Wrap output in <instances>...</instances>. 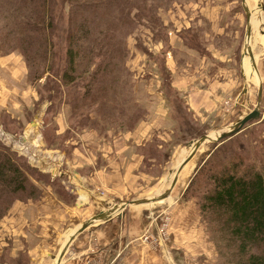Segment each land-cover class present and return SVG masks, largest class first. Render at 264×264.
<instances>
[{"label": "rangeland", "instance_id": "374dc122", "mask_svg": "<svg viewBox=\"0 0 264 264\" xmlns=\"http://www.w3.org/2000/svg\"><path fill=\"white\" fill-rule=\"evenodd\" d=\"M260 2L263 4L264 13V0H256L255 3L259 6ZM145 4L148 8L145 12L138 13L136 16H133L132 12H128L118 18L112 30L113 36L104 39L101 31H93V37L90 38L94 44L100 45L115 42L124 49L125 53L118 68L109 65L107 71H101L96 76L97 86L105 87L107 97L105 98L104 113L108 117L102 116L103 103L100 104V100H95V103L93 100H80L81 98L73 101L76 90L72 84H66L59 75H56H61V72L64 71L67 58L65 36L68 10L71 6L68 0H53L51 3L50 16L53 19V27L49 36L52 40V47L51 51L47 53L46 64H42L43 58H36L39 67L31 68L21 51H13L19 53L26 63L27 85H31V96L28 102L29 106L23 99V103L17 105L19 110H15V108L10 111L0 110V145L7 147L35 170L31 171L30 178L39 188L41 185L49 184L53 193L67 202H71L72 198L65 189L60 174L52 176L39 169L35 165L36 162L31 159L33 153L49 156L46 151H55L69 157L74 148V145L70 143L71 140H78V134L83 130L92 129L100 136H107L109 132L113 131L115 133L129 132L119 124L127 122L131 113H139L141 117L139 122L147 119L148 113L149 116H152L156 106L159 105L156 98L158 93L161 90L164 94L169 91V88L165 91V86H172L174 79L178 81L181 78L190 80L189 93L195 92L199 90V87H202V84H197L198 76L205 77L211 69V65L207 66L208 63L215 62L221 68L226 67L223 63L229 65V72H231L229 76L234 84L229 90L230 93L223 95L226 99L223 98L220 111L215 114L202 110L198 112L201 114L194 116L188 109L185 98L180 97L182 94L178 96L174 93L175 97H180L182 105H184L180 116L176 111L170 110L169 114L173 117V121L167 112V123L165 127H162L167 136H161L163 137L162 141L156 137L147 145L145 151L141 149L144 154L142 173L150 176L149 181L143 183L144 190L133 196L135 198L119 200L117 197L112 202L102 201L97 208L94 207L84 214L85 216L89 215L88 218L101 210H106L108 206L120 203V201L155 196L164 192L170 185L168 181L172 180L171 175L174 174L173 171L177 164L187 154L190 141H194L204 133L230 127L245 113L251 111L256 104L258 85L250 78L245 81L240 65L247 25L243 0H146ZM245 5L249 10V7L254 6L253 0H245ZM112 14L119 17L120 12ZM145 14L153 15L157 21L155 28L147 25L150 24L151 18L149 16L144 18ZM255 16V14L252 15L251 19H254ZM3 24L4 22L0 18V26ZM255 34L256 40L264 44V15L262 18L259 17L258 25L255 28L253 26L251 37ZM35 47L32 45L30 50ZM253 48L252 41V52ZM223 52L227 53L223 55L225 57L222 56L224 59L216 56ZM255 52L257 53V50ZM0 54L3 53L0 51ZM167 59H169L168 65L166 64ZM256 59L263 86L260 105L262 116L246 123L238 133L226 139V143L227 149H229L228 153L240 154L245 162L256 161L257 167L262 170L261 164L264 158V51L263 54L259 52ZM42 69L46 70V73L39 78L29 75L30 70L40 71ZM252 69L244 68L246 74L257 78L254 69ZM225 75L226 73L221 71V80L225 79ZM147 90L151 91L150 95L147 94ZM82 93V90L77 91L79 96H82ZM165 96L168 97L166 94ZM100 97L102 96L99 94ZM227 100L229 103L226 104ZM148 102H150V111H147L145 107ZM170 104L171 102L167 100L169 109ZM0 107L11 108L12 105L2 103ZM36 114L42 118L39 122L41 142L33 144L32 140L31 143L30 140L25 142L21 137L35 121L33 119ZM116 115H120V117H114ZM4 131L12 134V137ZM39 143L40 145H38ZM219 145L220 142L209 141L195 152L191 160L181 170L180 175L177 176V182L167 199L151 204L135 205L143 207L145 213L150 215L149 225L139 238L140 241L153 250L161 245L164 248L167 247L169 255L173 250V258L181 264H225V254L227 255L228 250L223 243L216 241L209 230L207 221L202 218L199 193L196 190L198 189L196 182L201 173L195 179L203 165L209 166L224 159L225 155L219 154L217 149ZM206 161L208 162L205 164ZM64 164L63 168H67L68 165ZM203 172L205 170H202ZM166 178H168V184L165 182ZM193 179H195L194 183L189 187ZM108 192L113 193L114 191L108 190ZM99 193L104 196L105 192L100 191ZM25 195L27 194L24 193L17 197H25ZM185 206L188 209L190 207L197 208V214L194 216L196 222L193 223V216L185 212ZM123 211L115 216L123 214ZM195 224L199 230L204 232L205 236L201 235V232L196 230L197 228L193 233L189 230L188 227H193ZM61 248L60 246L59 249L61 250ZM90 252L91 254L83 258L79 264H103L101 248L94 237L91 240ZM1 262L3 263V259L0 257ZM106 264H118V262L110 261Z\"/></svg>", "mask_w": 264, "mask_h": 264}, {"label": "crops", "instance_id": "0c3cea01", "mask_svg": "<svg viewBox=\"0 0 264 264\" xmlns=\"http://www.w3.org/2000/svg\"><path fill=\"white\" fill-rule=\"evenodd\" d=\"M224 54L227 53H218L216 56L223 58ZM209 65L211 69L206 76H198L196 80L197 84H202L198 91L189 93L190 80L186 78L172 81L173 92L178 96L182 94L180 97L185 98V103L194 116L201 114L198 112L202 110L218 113L222 108L223 95L230 93L234 84L229 76V65L223 63L226 65L224 68L215 62H210L207 66ZM221 71L226 73L224 80L220 78ZM27 73L26 63L19 53L0 54V105H12L11 108L0 107V110H19L17 105L23 103V99L29 106L31 85H27ZM243 73L242 71L244 77ZM244 79L246 81L245 77ZM149 92L151 91L147 90L148 95ZM159 93L156 97L159 105L154 114L149 116L148 113L147 119L141 120L132 131H113L107 136H100L92 129L83 130L78 134V140H71L74 148L69 157L55 151H46L49 156L37 155L36 152L32 154L31 159L39 169L52 176L60 174L72 201L67 202L58 197L49 184L40 186L42 193L36 199L15 200L6 216L0 219V257L3 259L0 264H52L60 246L88 218L89 215H84L86 212L97 208L102 201L112 202L117 197L119 200L135 198L133 196L144 190L143 183L148 182L150 176L142 173L144 155L141 149L147 147L154 138L161 140V136H167L162 128L167 123V112L174 121L169 114L170 110L174 111L173 107L170 104L169 109L164 92ZM149 104L150 102L145 105L147 111H150ZM41 119L38 114L34 116L35 121L21 137L23 141L30 140L31 143L32 140L33 144L41 142ZM6 133L12 137V134ZM64 163L68 165L67 168H63ZM108 190L114 192L110 193ZM100 191L105 192L104 196L99 195ZM197 211V208H185V212L193 216V223L196 222L194 216ZM149 222L150 215L145 213L143 207L129 206L123 214L78 234L69 244L59 264H79L91 254L93 237L101 248L103 264L110 261H117L118 264H181L173 258V250L169 255L167 247L161 245L153 250L140 241ZM188 228L192 233L197 228L205 236L197 224Z\"/></svg>", "mask_w": 264, "mask_h": 264}, {"label": "trees", "instance_id": "16d2710c", "mask_svg": "<svg viewBox=\"0 0 264 264\" xmlns=\"http://www.w3.org/2000/svg\"><path fill=\"white\" fill-rule=\"evenodd\" d=\"M52 1L0 0V18L4 22L0 26V51L3 54L21 51L31 68L39 67V58H43L42 64L45 63L52 47L49 36L53 27L50 16ZM68 2L71 6L65 36L67 58L64 71L61 75L56 74L57 71L55 74L66 84H72L76 90L73 101L81 98L80 100H93L95 103V100H100L99 103H103L102 116L105 118L108 117L104 113L107 96L105 87L97 86L96 76L109 65L118 68L125 53L115 42L94 44L90 41L92 32L101 31L104 39L113 36L112 30L117 19L128 12H132L133 16L145 12L148 9L146 0ZM116 12H120L119 17L112 14ZM147 16L151 18L147 25L155 28L157 21L153 15H143L144 18ZM32 45L36 47L30 50ZM45 73L44 69L29 71V75L34 78ZM168 88L169 91L165 92L167 100L180 116L184 107L182 100L174 96L172 86H165V91ZM78 90H82V96L77 95ZM99 94L102 97L99 98ZM140 119L139 113H131L127 122L119 125L132 131ZM227 148L226 139L220 141L217 149L219 154L225 155L224 159L209 166L203 165L195 176L196 179L201 173L196 182V190L199 193L202 218L207 221L216 241L227 248L225 264H264V158L261 170L256 161L245 162L240 154L228 153ZM146 149L145 146L143 150ZM202 170L205 172L202 173ZM31 171L35 170L7 147L0 145V219L6 216L15 200L36 199L41 196L42 189L31 180ZM24 193L27 194L25 197H17Z\"/></svg>", "mask_w": 264, "mask_h": 264}, {"label": "water", "instance_id": "95a60500", "mask_svg": "<svg viewBox=\"0 0 264 264\" xmlns=\"http://www.w3.org/2000/svg\"><path fill=\"white\" fill-rule=\"evenodd\" d=\"M243 6L246 13L247 18V25H246V33H245V42H244V48H243V54L241 55V67L242 71L244 72V66H243V59L242 57L247 53L250 58V62L253 66V68L257 72L258 76V82H257V99L256 104L254 108L251 111H248L246 114H244L241 118H239L233 125H231L228 128L216 130L215 137H212L210 132L202 134L200 137L195 139L194 141H190L189 149L187 150V154L184 156V158L177 164L176 168L173 171L172 180L170 182L169 187L162 193L157 194L155 196H148V197H142V198H136L131 199L127 201H120L118 204H113L111 206H108L106 210H101L88 219L82 221L78 228H76L67 238L66 242L63 244L61 250L57 255L53 258L52 264H59L62 258L64 257L67 248L69 244L73 241V239L83 231L89 229L90 227L96 226L98 224H101L103 222H106L113 218L117 213L123 211L128 206H135V205H144V204H151L158 201H162L167 199L170 196L171 190L175 186L177 182V176L181 172V170L184 168V166L191 160L195 152L206 142H213V143H219L221 140L228 139L238 133L246 123L261 118V111H260V105L263 95V86L261 82V76L259 75L258 69H257V59L255 58L249 44L248 40L251 37L252 33V26L250 22V12L245 5V0H243ZM260 8H263L262 2L259 4ZM250 76V75H249ZM246 79V74L244 75ZM249 80V79H248Z\"/></svg>", "mask_w": 264, "mask_h": 264}, {"label": "bare ground", "instance_id": "6f19581e", "mask_svg": "<svg viewBox=\"0 0 264 264\" xmlns=\"http://www.w3.org/2000/svg\"><path fill=\"white\" fill-rule=\"evenodd\" d=\"M257 1H259V0H257ZM256 0H253V4H254V6L252 7V8H250L249 7V11H250V22H251V26H252V29H253V26H254V28L258 25V23H259V17H263V15H264V13H263V9L262 8H260L259 6H257L256 5ZM247 4V3H246ZM259 4V3H258ZM256 15L255 17H254V19H251V16L252 15ZM254 23V24H253ZM255 32H256V30H255ZM252 41H253V43H254V48H253V54H254V56H255V58H256V56H257V54H259V52H260V54H263V51H264V44L263 43H261L260 41H258V40H256V34L253 36L252 35V37H250L249 38V40H248V44H249V46H250V48H251V46H252ZM255 50H257V53L255 52ZM247 53H245V55L243 56V66H244V68H246V69H248V70H251L252 69V64H251V62H250V58H249V56L247 57ZM247 57V58H246ZM246 61V62H245ZM254 69V68H253ZM252 69V70H253ZM254 72H255V75L257 76V72H256V70L254 69ZM243 74H246L245 73V70H244V73ZM247 75H249V74H246V77L249 79L250 78V80H252V81H254V82H258V76H257V78H255V77H253V76H251V77H249V76H247ZM210 134L212 135V137H215V135H216V130H213V131H211L210 132ZM182 172V171H181ZM171 175V174H170ZM179 175H180V173H179ZM172 176V175H171ZM167 181H168V178H166L165 179V182L167 183ZM169 183L171 182V181H168ZM163 184V183H162ZM168 184V183H167ZM163 185H165V184H163ZM166 187V186H165ZM167 187H168V185H167ZM164 191V190H163ZM161 193V192H160Z\"/></svg>", "mask_w": 264, "mask_h": 264}, {"label": "built area", "instance_id": "2783aa9c", "mask_svg": "<svg viewBox=\"0 0 264 264\" xmlns=\"http://www.w3.org/2000/svg\"><path fill=\"white\" fill-rule=\"evenodd\" d=\"M227 103H229V101H228V100L226 101V104H227Z\"/></svg>", "mask_w": 264, "mask_h": 264}]
</instances>
